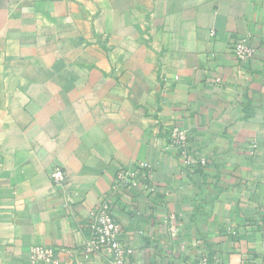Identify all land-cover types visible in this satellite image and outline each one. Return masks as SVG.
I'll return each instance as SVG.
<instances>
[{
  "label": "crops",
  "instance_id": "1",
  "mask_svg": "<svg viewBox=\"0 0 264 264\" xmlns=\"http://www.w3.org/2000/svg\"><path fill=\"white\" fill-rule=\"evenodd\" d=\"M248 33L242 64L231 46ZM172 124L206 167L167 149ZM139 159L158 190L115 208L124 264H264V0H0V264L81 250Z\"/></svg>",
  "mask_w": 264,
  "mask_h": 264
},
{
  "label": "built area",
  "instance_id": "2",
  "mask_svg": "<svg viewBox=\"0 0 264 264\" xmlns=\"http://www.w3.org/2000/svg\"><path fill=\"white\" fill-rule=\"evenodd\" d=\"M214 34V33H213ZM252 35L238 36L232 42V52L237 60L244 64L256 55V48L250 43ZM217 84H222L219 76H214ZM166 139L167 149L175 152L182 166L201 169L207 166L208 160L200 156L191 147L190 135L186 128L177 124L168 126ZM49 177L57 186H66L69 175L63 166L54 165L49 170ZM153 165L139 159L131 166L120 168L111 185V193L99 201L93 216L86 224L88 236L83 248L79 251L57 245H34L30 248V264H65L64 257L76 254L90 256L104 251L114 264H124L132 250L119 241L120 227L115 217L118 202L130 194H152L158 187L152 180ZM207 261L206 257L202 259Z\"/></svg>",
  "mask_w": 264,
  "mask_h": 264
}]
</instances>
